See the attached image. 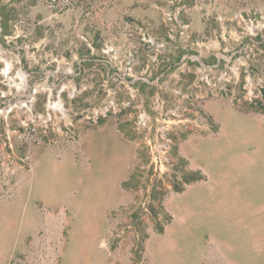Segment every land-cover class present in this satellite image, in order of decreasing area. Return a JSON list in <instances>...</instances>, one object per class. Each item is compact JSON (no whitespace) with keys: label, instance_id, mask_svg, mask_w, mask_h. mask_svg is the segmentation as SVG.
Segmentation results:
<instances>
[{"label":"rangeland","instance_id":"obj_1","mask_svg":"<svg viewBox=\"0 0 264 264\" xmlns=\"http://www.w3.org/2000/svg\"><path fill=\"white\" fill-rule=\"evenodd\" d=\"M57 1L0 0V264H264V0Z\"/></svg>","mask_w":264,"mask_h":264},{"label":"crops","instance_id":"obj_2","mask_svg":"<svg viewBox=\"0 0 264 264\" xmlns=\"http://www.w3.org/2000/svg\"><path fill=\"white\" fill-rule=\"evenodd\" d=\"M100 4H104L103 5L104 6L103 9L106 11V7H107L106 3L103 2V3H100ZM100 4H98L97 7L100 10V12L102 13V11L100 9V7L102 5H100ZM120 5L124 6L126 4L124 2H122V4H121V1H120ZM106 21H108V20H106ZM128 22L130 23V20ZM109 26H111V24H109ZM108 28H110V27H108ZM93 50L95 51V49H93ZM94 140H95V138H93L91 141L86 142V147L83 146L82 152L84 153V155L87 156V159H88L91 167L93 165V162L94 163L96 162V164H97V165H95L94 169L91 168L90 171L95 172L94 170H96L98 173H100L99 169H100L101 166H106V165L107 166L109 165V166H112V167L114 166L112 164L115 161L113 152L117 151L118 146H115V145L113 146L112 145V147H111L110 144L108 145L106 141L103 144L101 142H99V143L97 142L96 143V142H94ZM109 150H111L113 154L110 155L109 154ZM48 157H50V154H48ZM115 174L116 173H114L113 175L109 176L110 182H112L114 184H119L122 181H124L125 179H127V177H128V175L127 176H121L120 173L117 174V175H115ZM99 180L101 181V189L100 190H102L103 189L102 184L104 183V179L101 180V178H100ZM90 184L91 183H88V187H87L86 190L90 189Z\"/></svg>","mask_w":264,"mask_h":264},{"label":"built area","instance_id":"obj_3","mask_svg":"<svg viewBox=\"0 0 264 264\" xmlns=\"http://www.w3.org/2000/svg\"><path fill=\"white\" fill-rule=\"evenodd\" d=\"M58 1L57 0H50V6L54 7L55 5H57ZM143 119L140 120V123H143Z\"/></svg>","mask_w":264,"mask_h":264}]
</instances>
